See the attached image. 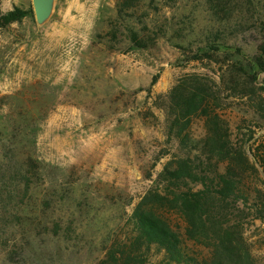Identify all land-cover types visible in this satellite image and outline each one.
Instances as JSON below:
<instances>
[{
	"label": "rangeland",
	"instance_id": "1",
	"mask_svg": "<svg viewBox=\"0 0 264 264\" xmlns=\"http://www.w3.org/2000/svg\"><path fill=\"white\" fill-rule=\"evenodd\" d=\"M206 1L54 0L39 23L33 0H0V14L30 12L0 27V264H98L100 238L126 223L150 178L207 136L185 85L211 88L221 123L240 138L254 125L262 148L264 0L227 13ZM234 64L257 76L251 94ZM26 169L42 175L27 193ZM58 219L70 241L44 231Z\"/></svg>",
	"mask_w": 264,
	"mask_h": 264
},
{
	"label": "trees",
	"instance_id": "2",
	"mask_svg": "<svg viewBox=\"0 0 264 264\" xmlns=\"http://www.w3.org/2000/svg\"><path fill=\"white\" fill-rule=\"evenodd\" d=\"M206 4L216 13L218 9L227 13L247 2L226 0L224 8L221 0H207ZM29 13L21 8L2 13L0 27L21 21ZM263 16L259 17L261 27ZM130 37L139 46H149L136 30ZM256 64L264 72V44ZM233 69L248 86L247 94L254 92L257 76L247 77L243 66L234 64ZM185 86L187 114L193 107L206 118L207 136L196 153H183L156 178H150L142 200L126 214V223L100 238L103 253L98 264H264L262 133L249 124L237 127L238 132L242 127L247 131L241 138L236 136L229 123H221L218 94L207 87H195L188 94ZM22 176L26 193L42 178L39 169H26ZM51 198L58 202L63 195L58 191L46 194L49 205ZM42 227L53 236L71 239V228L61 232L60 219L47 220ZM252 228L261 229L257 237L250 232ZM79 241L93 242L82 237Z\"/></svg>",
	"mask_w": 264,
	"mask_h": 264
},
{
	"label": "water",
	"instance_id": "3",
	"mask_svg": "<svg viewBox=\"0 0 264 264\" xmlns=\"http://www.w3.org/2000/svg\"><path fill=\"white\" fill-rule=\"evenodd\" d=\"M53 1L54 0H33L35 14L39 23H43L50 17Z\"/></svg>",
	"mask_w": 264,
	"mask_h": 264
}]
</instances>
